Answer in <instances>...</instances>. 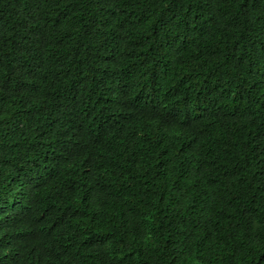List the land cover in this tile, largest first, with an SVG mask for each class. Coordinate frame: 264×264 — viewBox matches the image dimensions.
I'll list each match as a JSON object with an SVG mask.
<instances>
[{
	"label": "trees",
	"instance_id": "obj_1",
	"mask_svg": "<svg viewBox=\"0 0 264 264\" xmlns=\"http://www.w3.org/2000/svg\"><path fill=\"white\" fill-rule=\"evenodd\" d=\"M0 264H264V0H0Z\"/></svg>",
	"mask_w": 264,
	"mask_h": 264
}]
</instances>
